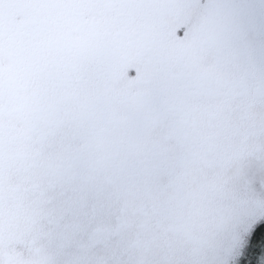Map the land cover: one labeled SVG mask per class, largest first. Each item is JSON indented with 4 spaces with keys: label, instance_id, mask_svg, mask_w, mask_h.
<instances>
[{
    "label": "rangeland",
    "instance_id": "obj_1",
    "mask_svg": "<svg viewBox=\"0 0 264 264\" xmlns=\"http://www.w3.org/2000/svg\"><path fill=\"white\" fill-rule=\"evenodd\" d=\"M264 220V0H0V264H237Z\"/></svg>",
    "mask_w": 264,
    "mask_h": 264
},
{
    "label": "trees",
    "instance_id": "obj_2",
    "mask_svg": "<svg viewBox=\"0 0 264 264\" xmlns=\"http://www.w3.org/2000/svg\"><path fill=\"white\" fill-rule=\"evenodd\" d=\"M237 264H264V220L253 228Z\"/></svg>",
    "mask_w": 264,
    "mask_h": 264
}]
</instances>
